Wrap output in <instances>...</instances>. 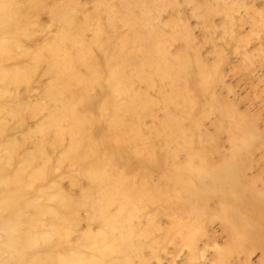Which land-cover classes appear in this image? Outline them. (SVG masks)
Wrapping results in <instances>:
<instances>
[{
  "label": "rangeland",
  "instance_id": "374dc122",
  "mask_svg": "<svg viewBox=\"0 0 264 264\" xmlns=\"http://www.w3.org/2000/svg\"><path fill=\"white\" fill-rule=\"evenodd\" d=\"M0 264H264V0H0Z\"/></svg>",
  "mask_w": 264,
  "mask_h": 264
}]
</instances>
